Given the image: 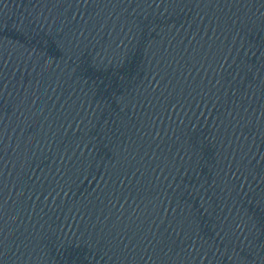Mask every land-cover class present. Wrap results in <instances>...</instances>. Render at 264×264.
<instances>
[{"label": "water", "instance_id": "1", "mask_svg": "<svg viewBox=\"0 0 264 264\" xmlns=\"http://www.w3.org/2000/svg\"><path fill=\"white\" fill-rule=\"evenodd\" d=\"M0 264H264V0H0Z\"/></svg>", "mask_w": 264, "mask_h": 264}]
</instances>
